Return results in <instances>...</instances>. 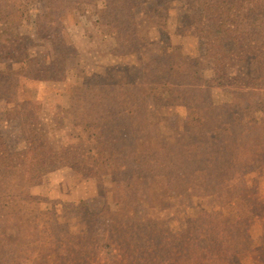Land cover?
I'll return each instance as SVG.
<instances>
[{
	"label": "rangeland",
	"instance_id": "rangeland-1",
	"mask_svg": "<svg viewBox=\"0 0 264 264\" xmlns=\"http://www.w3.org/2000/svg\"><path fill=\"white\" fill-rule=\"evenodd\" d=\"M87 1L0 19V264H264L260 60L197 0Z\"/></svg>",
	"mask_w": 264,
	"mask_h": 264
},
{
	"label": "trees",
	"instance_id": "trees-1",
	"mask_svg": "<svg viewBox=\"0 0 264 264\" xmlns=\"http://www.w3.org/2000/svg\"><path fill=\"white\" fill-rule=\"evenodd\" d=\"M115 1L120 5L118 14H114L112 22L119 24L121 14L124 16L127 14L126 18L130 20V23L133 22L137 2L134 0ZM197 2L199 11L209 17V25L201 30V33L209 37L210 47L206 49V53L211 54L212 50V56L217 63H222L223 59L234 53L242 59L252 54L260 60L258 64L260 73L264 74V0H197ZM92 3L87 0H0V19L6 23L20 24L24 19H29L30 13L34 10L36 26L44 29L47 26L52 28L60 23L66 12L82 6L89 7L93 5ZM114 7L111 0H103V9L100 13L110 15ZM3 32L6 31L1 30L0 38ZM134 32L135 30H132V36L136 35ZM119 34L118 31L117 36ZM129 43L131 39H124L122 42V47L123 44H127L124 46L125 52H135L137 48L128 46ZM226 44L233 45L235 48L230 50ZM117 127L118 125L115 126ZM26 140L29 141L30 146H33V141H30L29 137H26ZM35 145L43 148L46 141L35 144L34 139V148ZM214 146L219 149L216 144ZM29 150L24 152L21 159L24 164L28 159L34 161V156L28 157ZM42 159L48 161L52 158L44 156ZM24 164L21 165L22 173L28 175L32 169L26 168Z\"/></svg>",
	"mask_w": 264,
	"mask_h": 264
}]
</instances>
